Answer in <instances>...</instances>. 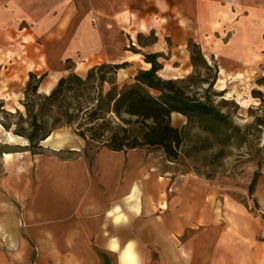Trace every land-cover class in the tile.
Returning a JSON list of instances; mask_svg holds the SVG:
<instances>
[{"label": "crops", "instance_id": "1", "mask_svg": "<svg viewBox=\"0 0 264 264\" xmlns=\"http://www.w3.org/2000/svg\"><path fill=\"white\" fill-rule=\"evenodd\" d=\"M126 17L148 31L170 28L178 44L191 30L221 35L228 29L229 42L219 54L229 69L264 51V0H0V44L7 43L6 35L26 32L47 77L39 90L46 93L51 84L49 93L71 72L134 61L125 49L136 32L128 34L119 23ZM27 71L34 73L31 66ZM171 123L180 128L185 118L172 113ZM67 142L61 134L49 135L42 143L51 151L19 154V170L1 179L16 216L11 228L0 225V264H106L111 256L117 264H142L137 247L147 246L159 249L166 264L189 261L174 250L164 255L175 245L166 234L183 232L196 211L194 204L184 207L187 215L180 219L175 209L163 222L160 167L174 163L144 149L104 147L90 158L64 157L57 152ZM201 255L196 248V263Z\"/></svg>", "mask_w": 264, "mask_h": 264}, {"label": "rangeland", "instance_id": "2", "mask_svg": "<svg viewBox=\"0 0 264 264\" xmlns=\"http://www.w3.org/2000/svg\"><path fill=\"white\" fill-rule=\"evenodd\" d=\"M126 18L127 21L120 18V25L128 34L129 31L136 33L134 41L125 50L140 55V58L125 62L113 77L106 73V82L101 86L96 79L87 86L70 84L65 97L55 105L46 102L44 97L54 90L58 81L49 93L39 90L47 77L43 74L37 46L28 47L31 40L28 34L6 35L7 43L0 44V225L11 228L16 216L14 203L1 182L3 176L19 170L20 161L15 157L23 152L34 155L51 151L42 143L45 135L61 134L68 139L57 152L64 157L78 153L90 158L98 149L110 146L112 135L116 132L121 137V129L127 126L112 112L102 114L104 122L88 120L87 112H84L105 98L111 89L110 79L120 92L134 82L139 70L149 69L144 65L143 55L158 54V77L182 80L181 85L191 97L226 115L241 135L222 144L219 134L214 135L198 123H189L185 119V124L178 128L184 141L176 161L167 160L161 150L143 148L150 153L162 154L165 160L176 165L160 167L164 178L163 206L166 207L163 222H168V213L175 209H179L180 219L187 215L182 211L184 207L194 204L196 209L190 216L193 218L184 224L187 227L183 232L166 234L175 245L165 248L164 255L170 250L185 255L189 261L183 264H264V101L252 94L259 91L264 97V51L254 60L243 61L240 67L229 69L219 54L220 46L229 42L231 32L226 28H222L221 35H204L191 30L178 44L170 28L157 26L153 30L137 32L140 31V21ZM190 44L198 46L206 64L190 61ZM30 50L36 59L30 58ZM28 66L32 67L36 79L41 76L43 79L37 94L25 99L29 74L32 73L27 71ZM90 68L85 72L71 73L85 79ZM220 69L224 75H220ZM221 79L225 83L219 88ZM25 103L33 104L37 122L43 123L32 141L28 137L34 129L27 119ZM65 112L72 115L69 124H65ZM10 136L13 142L9 141ZM73 148L78 150H71ZM13 162L16 167H11ZM196 248L202 252L199 258L203 263L195 262ZM137 250L142 264H166L165 260L161 261L159 249L147 246L137 247ZM106 264H117L116 257L108 258Z\"/></svg>", "mask_w": 264, "mask_h": 264}, {"label": "trees", "instance_id": "3", "mask_svg": "<svg viewBox=\"0 0 264 264\" xmlns=\"http://www.w3.org/2000/svg\"><path fill=\"white\" fill-rule=\"evenodd\" d=\"M189 47L191 49L190 61H201L206 64L198 46L190 44ZM143 56L146 64L151 65L148 70H139L133 78L134 82L125 86L120 92L116 91L115 83L110 79L108 83L111 89L105 98L99 99L95 106H91L84 112V114L87 112L88 120H102V122H104L102 114L105 111L112 112L121 123L127 126L121 129V137L116 132L112 135L110 146L106 148L113 151L143 149L145 147L155 148L161 150L167 160L176 161L184 141V135L180 129L171 124L172 113L180 114L189 123H198L204 130L214 135L219 134L222 144H226L234 136L240 135L239 129L231 124L226 115L211 105L191 97L181 85L182 80H163L158 77L156 74L160 69L156 61L159 57L158 54H145ZM123 65L125 62L120 64L104 63L94 66L88 70L85 79L71 73L60 78L54 90L45 96L44 100L52 105L59 104L72 83L78 86H87L96 79L101 86L106 82V73L113 77ZM42 79L43 76L36 79L33 73L29 74L25 99L37 94V88ZM252 94L260 101H264L261 92L253 91ZM23 105L27 119L30 120V126L34 129L28 137V140L32 141L33 138L37 137V131L43 123L37 122L38 115L33 113L32 103ZM64 114L67 116L65 124L71 123L72 115L66 112ZM80 134L83 135V133ZM47 137L45 135L42 139ZM255 180L256 175L252 186Z\"/></svg>", "mask_w": 264, "mask_h": 264}, {"label": "bare ground", "instance_id": "4", "mask_svg": "<svg viewBox=\"0 0 264 264\" xmlns=\"http://www.w3.org/2000/svg\"><path fill=\"white\" fill-rule=\"evenodd\" d=\"M138 28H139L141 31H146L147 28H148V26H147V28H146V26H145L144 24H140ZM138 58H139V56L134 54V55H130V56L128 57V60H136V59H138ZM126 60H127V59H126ZM144 65H145L146 67L149 66V64H146V63H144ZM220 74H221V75H224V72H223L222 69H220ZM220 82H221V83H220V85H219V88H222V87L224 86L225 80H224V79H221ZM50 86H51V84H49V85L45 88V91H46V92L48 91V89H49ZM9 141L13 142V137H12V136L9 137Z\"/></svg>", "mask_w": 264, "mask_h": 264}]
</instances>
